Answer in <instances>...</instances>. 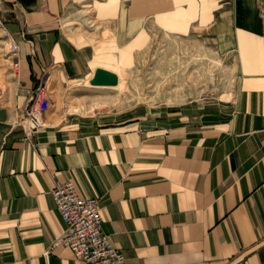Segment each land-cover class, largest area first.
<instances>
[{
	"label": "crops",
	"instance_id": "obj_1",
	"mask_svg": "<svg viewBox=\"0 0 264 264\" xmlns=\"http://www.w3.org/2000/svg\"><path fill=\"white\" fill-rule=\"evenodd\" d=\"M124 1L98 0L97 17L123 28L168 17L182 33L218 11L233 51L230 95L137 116L45 110L31 143L18 124L28 91L40 74L45 87L82 74L93 49L60 26L69 0H0L3 31L18 44L0 92V264H84L52 244L64 227L53 178L97 197L124 264H264V0Z\"/></svg>",
	"mask_w": 264,
	"mask_h": 264
},
{
	"label": "rangeland",
	"instance_id": "obj_2",
	"mask_svg": "<svg viewBox=\"0 0 264 264\" xmlns=\"http://www.w3.org/2000/svg\"><path fill=\"white\" fill-rule=\"evenodd\" d=\"M163 1L167 5V0ZM98 5V0H69L59 16L62 30L77 43H91L93 53L90 58V48V65L87 62L82 74L57 75L47 81L46 111L137 116L189 99L229 97L233 51L227 45L225 25L216 22L218 11L213 10L207 23L198 20L187 28L186 24L179 25L182 33H173L168 17H150L144 22L140 19L137 25L130 20L124 28L121 22L116 24L115 18L104 22L97 17L104 14ZM260 12L264 26V4ZM2 27L0 19V92L5 88L6 74L16 70L9 52V44L15 40H10ZM97 65L114 74L116 82L90 84ZM83 74L86 76L79 77ZM44 81L45 74H40L33 87L44 85Z\"/></svg>",
	"mask_w": 264,
	"mask_h": 264
},
{
	"label": "built area",
	"instance_id": "obj_3",
	"mask_svg": "<svg viewBox=\"0 0 264 264\" xmlns=\"http://www.w3.org/2000/svg\"><path fill=\"white\" fill-rule=\"evenodd\" d=\"M18 44L12 41L9 52L17 66ZM29 97L19 115L22 138L32 143L33 134L43 126L42 113L49 106V94L44 85L31 87ZM49 193L64 223L63 231L52 244L62 243L84 264H124L123 253L110 241L102 228L98 199L82 195L71 180L53 178ZM264 247V245H263Z\"/></svg>",
	"mask_w": 264,
	"mask_h": 264
},
{
	"label": "water",
	"instance_id": "obj_4",
	"mask_svg": "<svg viewBox=\"0 0 264 264\" xmlns=\"http://www.w3.org/2000/svg\"><path fill=\"white\" fill-rule=\"evenodd\" d=\"M116 76L108 72L104 67L97 65L93 69V73L89 78V83L92 85L114 84Z\"/></svg>",
	"mask_w": 264,
	"mask_h": 264
}]
</instances>
